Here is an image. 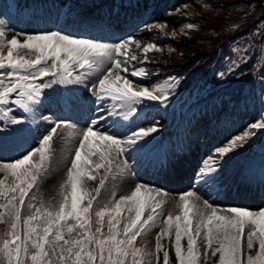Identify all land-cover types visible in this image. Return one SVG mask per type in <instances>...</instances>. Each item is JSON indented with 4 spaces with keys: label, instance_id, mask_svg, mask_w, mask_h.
I'll return each instance as SVG.
<instances>
[{
    "label": "snow or ice",
    "instance_id": "snow-or-ice-1",
    "mask_svg": "<svg viewBox=\"0 0 264 264\" xmlns=\"http://www.w3.org/2000/svg\"><path fill=\"white\" fill-rule=\"evenodd\" d=\"M8 30L0 20V125L19 129L31 123L45 90L52 87L51 80L45 82L47 77L56 83L84 84L93 95L96 115L79 135L58 200L45 201L34 189L48 174L57 129L71 122H52L34 149L14 162H0L5 174L0 179V223L8 224L0 234V264H154L153 257L160 264L161 252L163 264H169V251L161 243L165 236L176 264H206L217 254V264H264V209L222 207L189 189L177 195L175 213L161 222L153 252L137 246V239L160 222L170 195L166 190L136 183L129 194L117 198L112 193L108 202L94 207L113 167H127L130 153L140 152L159 130L154 123L131 127V122L146 102L165 106L176 86L174 78L154 85L140 83L147 73L144 67L132 65L137 59L129 55L133 38L100 42L59 30L17 32L7 38ZM150 50L159 48L147 44L141 63L148 62ZM14 108L21 115H15ZM121 124L127 128L123 135L111 130ZM259 131H264V119L216 149V159L209 157L211 164L199 170L196 181L214 183L217 159L244 147ZM25 208L27 214L22 215Z\"/></svg>",
    "mask_w": 264,
    "mask_h": 264
},
{
    "label": "rangeland",
    "instance_id": "rangeland-1",
    "mask_svg": "<svg viewBox=\"0 0 264 264\" xmlns=\"http://www.w3.org/2000/svg\"><path fill=\"white\" fill-rule=\"evenodd\" d=\"M10 2L11 10L14 12L13 4H15V0H10ZM38 3V6H36L35 1H30L27 6H22L18 11L17 22L26 32L39 33L59 30L74 37L89 38L100 42H110V32H107L110 30L106 26L105 32L102 25H100V27L93 23H87L84 24V26H78V24H75L73 29L70 27H63L62 24L64 22V14L67 13L65 10H59L55 6L54 12L49 14L45 8H42L39 1ZM48 3L52 6L50 1ZM45 6L47 5L45 4ZM25 14L27 15L26 18H24ZM39 24L41 26H39ZM79 28H81V31H79ZM86 29L91 30L92 32L89 33ZM4 53L6 54V52ZM50 80L55 82V78L53 77H51ZM85 82L89 83L90 81ZM74 83L75 82L57 83L61 89L60 92L54 98L44 97L43 103L36 107L35 118L31 120L34 124L32 128L25 131H23L21 127L19 129L14 127L9 128L10 138H2L0 135V157L15 161L16 159L21 158L28 150L36 147L38 142L37 134L40 132H42V134L46 133L52 126V122L57 120L71 122V126L62 125L57 129V133L52 141V155L48 165V174L42 182H40L39 188L34 189L38 197L44 199L45 201H52L53 198H56V200L59 199V190L61 185L60 180L65 175L64 173H66L67 168L70 166L72 154L79 142V135L86 127L88 121L90 119H94L96 115L94 100L92 99L89 102L83 101L86 95L91 94L88 88L86 89L87 93L79 98L81 101H79V99L74 100V105L70 111H66L62 107V98L65 89L67 87H72ZM182 98L183 94L177 92L173 94L165 106H161L156 102L146 106L145 103L143 109L140 110L139 115L131 122L130 126L136 127L140 125L148 127L146 126L147 122L144 121L143 115L147 113L151 107L155 108V110H158L159 113L162 114L164 117L163 121L166 122V126L161 129L158 128L159 130L153 134L147 146L140 152L130 153L131 158L128 159L127 167L119 169L115 166L113 167V170L108 174L105 187L101 189L100 195L94 201V207H96L97 204L108 202L112 198V193H115L116 197L121 193L129 194L133 189V185L136 183L155 185L159 187H162L163 183L172 187V189H170L172 193L184 192L185 190L196 187L197 191H199L198 194L209 199V195L206 193L203 186L210 185L212 183L203 184L196 181V175L199 170L202 167L211 164V160L209 158L206 162L203 161L201 164L198 151V146L200 144L198 139L199 137L196 136L189 139L187 136H183L184 145L187 151L184 152L181 150L182 137H179V135H181V132L187 128L188 123L192 121V109L188 110L182 108L186 107L188 102L186 101L183 103L184 99ZM177 103H179V105L176 107ZM44 105L47 106L44 107ZM177 108L183 109V116L181 117L180 122L174 127L173 122L169 119L171 118L169 117V114L174 112ZM41 116L48 117L49 120H41ZM176 116L177 114L173 115L174 118ZM223 119L225 118L223 117ZM43 126L45 127L42 130ZM175 129H177L174 138L175 140L170 139L169 136L168 143L170 147L163 151L160 146L162 145V141L165 139L166 134H173ZM220 129L219 127H216L214 128V131L219 133ZM76 130L79 131V134H74ZM111 130L123 135V133L127 131V128L121 124ZM261 137L264 138V131H259L248 143H246L244 147L238 149L236 152L229 154L225 158L217 159V167L219 168L217 179H222L226 182V184L221 185L217 189L218 194L224 197L223 203L221 205L216 203L215 205L222 207H239L252 211L260 210L264 207V192L250 193L243 188L245 183L252 182L259 185L264 191V184H259L264 181V166L258 170L256 167V169H250V159H248V157L253 158L255 155L260 154L264 156V142H259ZM14 139H18V142H10ZM191 143L193 145H190V148L188 149L187 145ZM209 143H212L210 137H208V144ZM175 147L178 148V152L175 151ZM194 149L197 151L195 152ZM253 151L255 152L253 153ZM163 154L165 157L168 156L170 160L175 159L170 161L176 163L175 166H170V168L178 170L176 177L175 174L170 177L164 176V174L162 175L163 177L158 175L161 174V170L157 171V169H155V165L159 164L158 161ZM212 158L216 159L215 154H213ZM245 160L246 162L244 163L243 161ZM181 162H189L191 166L188 164L183 165ZM127 169L130 170V173L127 172ZM118 170H125V175L117 174ZM185 176H188V178H186L184 182L183 179ZM235 176L238 178H234ZM177 179L180 182H177ZM10 181L11 177L8 179V182ZM198 183L199 185H197ZM171 203V201L167 200V203L163 206L164 215L165 213L170 212L175 213V205H172ZM26 214L27 209L25 208L22 210V215ZM163 216H161L159 220H161ZM158 225L159 222L155 226L151 227L150 230H147L140 237H138L137 246H143L152 250L153 236Z\"/></svg>",
    "mask_w": 264,
    "mask_h": 264
},
{
    "label": "trees",
    "instance_id": "trees-1",
    "mask_svg": "<svg viewBox=\"0 0 264 264\" xmlns=\"http://www.w3.org/2000/svg\"><path fill=\"white\" fill-rule=\"evenodd\" d=\"M2 1V6L5 8V0ZM56 1L61 7L68 3L70 7L74 8L79 6L80 0ZM94 3L97 9L102 5H107L109 9L117 5L122 10L130 11L129 16H121L125 30L121 31L120 35H115L120 40L131 36L138 42L148 39L158 41L157 36L164 28L177 26L183 28L193 25L192 28L182 29L185 40L176 41L169 38L163 41L165 55L168 58L188 59L201 45L216 47L213 59H210L207 54L201 55L193 61L196 66L191 69L206 70L209 65H215L217 69L218 62L223 64L225 81L221 87L213 86L209 92L213 93L214 90L226 87V90L218 91V94L222 95L220 102H223V106H226L228 98L239 92H244L247 101L244 106H242L243 101L239 102L241 104L239 105L241 110L238 112L240 124L235 131L242 133L248 129L249 125L245 122L246 117L249 116L250 120L255 122L256 117L261 115L260 104L257 101L249 107L253 94L251 90H246V86L250 84L251 89L256 86L255 91L257 88L261 95H264V0H94ZM184 9L188 14L190 13V17L181 15V11ZM197 9L200 11L198 12ZM78 13L83 16V9H80ZM93 17L102 19L97 12L93 13ZM67 21L68 24H72L73 18L69 17ZM157 24L165 26L154 32L147 30L150 26ZM6 28L9 29L6 32L7 38L13 34L16 35L17 32L22 33L20 29L19 31L15 29L14 22H10V26ZM19 37L24 38V36ZM205 61L207 62L205 63ZM161 68L166 69L165 66H161ZM157 79L162 80L163 78ZM140 83L143 81L140 80ZM229 93H233V95ZM236 99H240V97ZM207 119H201L199 122L203 125L202 128L207 125ZM204 133H207L206 128H204ZM221 142L222 139L219 140V143ZM4 175L3 172H0V179L4 178ZM5 220H7V216ZM161 227L162 223L157 233L160 232ZM7 228V223H0V234L7 231ZM172 239H174V232ZM161 243L169 251V264H176L175 253L171 248L169 238L162 237ZM182 243L186 244V240ZM159 260L160 264H163V252L159 253ZM217 262L218 254L215 257H210L206 264H217Z\"/></svg>",
    "mask_w": 264,
    "mask_h": 264
},
{
    "label": "bare ground",
    "instance_id": "bare-ground-1",
    "mask_svg": "<svg viewBox=\"0 0 264 264\" xmlns=\"http://www.w3.org/2000/svg\"><path fill=\"white\" fill-rule=\"evenodd\" d=\"M27 17V15L25 14V16H24V18H26ZM5 54V53H4ZM209 58L210 59H213L214 58V55H210L209 56ZM74 87H75V90L74 89H69V88H66V94H65V96H64V99H65V103L66 104H69V103H71V101H73V98L71 97L72 95H76L78 92H81L84 88H85V85L84 84H77V83H75L74 84ZM71 91H74L73 93H71ZM47 105H44V107H46ZM42 108V107H41ZM26 126H31L32 124L30 123V124H25ZM30 128V127H29ZM74 134H79V131L78 130H76L75 131V133ZM2 135H6V134H4V133H2ZM8 137H9V135H8ZM10 142H18V139H14L13 141H10ZM168 146H164V149L165 148H167ZM128 173L130 172V170H128L127 171ZM93 186H95L98 182L97 181H92V182H90ZM163 184V183H162ZM224 184H226V182L225 181H223L222 179H216V181L214 182V183H212V184H210V185H204L203 187H204V189L206 190V193L209 195V199H207L205 196H201L200 194V196L202 197V198H204V199H207V200H209L210 202H212L213 204H216V203H218L219 205H221L222 203H223V200H224V197H222L220 194H218V192H217V189L221 186V185H224ZM146 185H149V184H146ZM165 187H163V188H160V187H157V188H160V189H164V190H166L170 195H169V197H168V200L169 201H171L172 203V205H175V200H176V197H177V195L179 194V193H182V192H174V193H172L171 191H170V189H172V187L171 186H169V185H166V184H163ZM194 185H196V184H194ZM197 185H199V183L197 184ZM203 185V184H202ZM155 186V185H154ZM192 189H195L196 191H197V189H196V187H193ZM189 190V189H188ZM185 191H187V190H185ZM184 191V192H185ZM197 192H199V191H197ZM242 199H244V198H242ZM243 209H245V208H243ZM261 209H264V207L263 208H261Z\"/></svg>",
    "mask_w": 264,
    "mask_h": 264
}]
</instances>
